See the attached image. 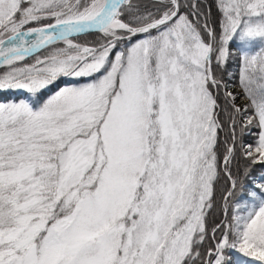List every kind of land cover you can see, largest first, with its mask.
Instances as JSON below:
<instances>
[{
    "label": "snow or ice",
    "instance_id": "obj_1",
    "mask_svg": "<svg viewBox=\"0 0 264 264\" xmlns=\"http://www.w3.org/2000/svg\"><path fill=\"white\" fill-rule=\"evenodd\" d=\"M0 68V264H264V0H0Z\"/></svg>",
    "mask_w": 264,
    "mask_h": 264
},
{
    "label": "trees",
    "instance_id": "obj_2",
    "mask_svg": "<svg viewBox=\"0 0 264 264\" xmlns=\"http://www.w3.org/2000/svg\"><path fill=\"white\" fill-rule=\"evenodd\" d=\"M208 2L211 3V0H208ZM212 11H213V16L217 15L215 7H213ZM79 39H80L81 41H83V40H85V39L88 40V41H91V40L94 39V37H93V36H90V35H89V36H83V35H82ZM62 46H63V45H62V43H61V44L53 45V46H50V47L54 48V47H62ZM47 53H48V49H44V50H41L40 53H37V54H35V55H46ZM34 59H35L34 56H29L28 58H26V62H28V63H32V62H34ZM0 71H3V69L0 68ZM228 71H229V72H232V73H236V72L238 71V69H237V67H236V65H235L234 63L230 62L229 65H228ZM232 83L238 85V80H233ZM237 88H238V87H237ZM54 90H55V89L53 88L51 91H48V92L46 93V95H51L52 92H53ZM3 95H4V94L0 93V98H3ZM7 95L9 96V98L15 99V98H17L18 96H21L22 93H21V92H15V91H14V92H12V93H8ZM223 136H224V133H221V137H222V138H223ZM241 163H243V162H241ZM261 171H264V169H261L260 166L257 165V166L253 169V175H259V173H260ZM220 218H221V217H220L218 214H215V213H214L213 215H210V216L208 217V227H209V229H211L212 227H214V226H215V223H217V222L219 221Z\"/></svg>",
    "mask_w": 264,
    "mask_h": 264
},
{
    "label": "rangeland",
    "instance_id": "obj_3",
    "mask_svg": "<svg viewBox=\"0 0 264 264\" xmlns=\"http://www.w3.org/2000/svg\"><path fill=\"white\" fill-rule=\"evenodd\" d=\"M239 91V88H236Z\"/></svg>",
    "mask_w": 264,
    "mask_h": 264
},
{
    "label": "water",
    "instance_id": "obj_4",
    "mask_svg": "<svg viewBox=\"0 0 264 264\" xmlns=\"http://www.w3.org/2000/svg\"><path fill=\"white\" fill-rule=\"evenodd\" d=\"M237 90V89H236ZM238 91V90H237Z\"/></svg>",
    "mask_w": 264,
    "mask_h": 264
}]
</instances>
